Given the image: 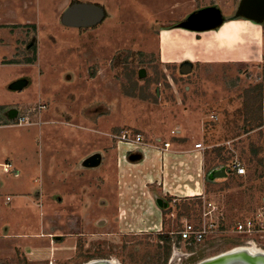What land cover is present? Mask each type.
<instances>
[{
    "label": "rangeland",
    "instance_id": "obj_1",
    "mask_svg": "<svg viewBox=\"0 0 264 264\" xmlns=\"http://www.w3.org/2000/svg\"><path fill=\"white\" fill-rule=\"evenodd\" d=\"M175 1L164 0L159 3L153 0L152 3L149 0H111V5H101L104 17L98 25L78 31L76 26L64 22V11L58 14L59 0H56L57 4L49 5L43 11L52 9L51 14L45 12L41 23H22L18 26L20 37L15 44L17 53L9 61L40 60V66L4 65L5 58H0V121L5 122V126L0 127V148L3 150L1 161L26 159L32 162L35 158L34 141L19 138L30 136L25 131L33 132L34 128L11 126L12 115H23L36 108V105L26 104L36 103L39 91L50 92L48 94L58 104L65 103L66 97L64 105H70L68 100L75 102L77 97L71 91L73 88L82 90L80 96L86 92L79 104L75 103V107L91 110L84 113L85 118L82 115L80 121L94 129V125L99 126L100 119H103L104 126L109 124L106 132L115 144L117 136L123 132L141 134L147 144L158 143L160 136L165 137L172 130L180 129L181 123L178 121L181 120L176 117L181 111L197 117L193 127L202 130V135L196 139L201 140L205 147L207 167L223 165L228 169L230 163L238 158L248 168L247 176L232 174L208 184L210 199L224 209L228 225V230L223 232L220 239L192 248L176 245L175 236L170 233L178 229L177 219L198 218L203 210V199L171 206L162 198L165 213L163 211L164 226L161 231L134 233L119 229L112 234L103 227V233L96 236H90L86 231V236L76 238L78 251L70 264H90L94 261H112L117 264H201L235 249L249 250L253 246L264 253V236L245 238L231 232L236 221L251 216L261 207V199L264 198V174L259 170L264 139V110L261 106L264 96V57L259 61L253 56L243 62L213 64L208 61L219 50H200V59L208 61L188 63L185 69L184 64L180 65L179 62L165 63L168 50H163V54L159 50L160 15L157 14L159 12L152 13L150 9L165 7L168 10L163 16L168 18L171 17L169 7ZM226 1L237 4V15L250 18L247 13L241 14L247 0ZM72 3L75 5L78 2L74 0ZM206 9L218 10L223 20L233 17L225 15L215 5L208 8L199 5L198 11ZM226 30L228 28L224 32ZM226 51L229 54L227 56L232 57L243 54L241 50ZM243 52L246 55L249 52L252 56L255 50ZM97 77L103 81L101 101L98 97L99 87L89 85V81ZM62 82L69 86L68 90L64 91ZM77 82L88 84L83 87ZM20 85L24 86L17 88ZM94 104H98L97 107ZM46 106L44 111L48 109ZM246 107L256 109L261 125L249 132L241 127L237 133L234 132L237 134L235 136L228 131L227 124H234L236 114L245 112ZM214 114L218 119L211 121ZM111 115L118 121L117 125L110 123ZM182 125L187 128V124ZM8 144H11L10 148ZM222 147L224 150L218 156L215 150ZM253 148L257 150L256 153H253ZM1 177L4 183H16L22 179L14 178L13 174H2ZM36 185L39 186L38 183ZM14 192L13 188L1 189L0 207L3 211L10 209L4 206V202ZM19 198L12 197L11 205ZM172 214L176 217L172 218ZM3 215H0V219H3ZM161 234L169 239H162ZM248 253L253 256L257 254ZM16 263L29 264L20 251L13 256L0 257V264Z\"/></svg>",
    "mask_w": 264,
    "mask_h": 264
},
{
    "label": "crops",
    "instance_id": "obj_2",
    "mask_svg": "<svg viewBox=\"0 0 264 264\" xmlns=\"http://www.w3.org/2000/svg\"><path fill=\"white\" fill-rule=\"evenodd\" d=\"M73 1L59 0L58 14L64 11V16L67 10L80 4L99 8L112 4L111 0H76L78 3L72 5ZM55 3L56 0H0V58H5L4 65L40 66V60L9 61L17 53L18 26L41 23L46 12L43 11ZM199 5L205 8L218 6L225 15L233 17L225 18L219 26L209 30L191 29L186 22L193 12H198ZM152 9V13L159 12L157 14L160 15L159 50L162 54L163 50H168L165 63L179 62L185 66L208 61L200 59V50H219L208 61L213 64L243 62L253 56L259 61L264 57V22L237 15L235 3L226 0H176L169 7L171 17L168 18L163 16L168 10L165 7ZM88 27L76 26V30ZM226 50H241L243 54L227 56ZM244 50L255 52L251 56L250 51L246 55ZM101 80L97 77L89 81V85L99 87L100 101L103 95ZM77 83L83 87L88 84ZM63 84L64 91L68 90L69 86ZM72 89L73 95H77L76 101L68 100L70 105L67 106L64 105L66 97L65 103L58 104L55 98L50 97V92L39 91L37 102L26 105H48L46 111H41V121L32 125H11L34 128L33 132L25 131L30 136L19 138L34 141L35 158L32 162L26 159L4 162L0 159V191L13 188L12 197H20L13 205L10 203L12 197H6L4 206L10 207L8 213L0 207V215H5L0 219V257L13 256L20 251L29 264H70L78 251L76 238L86 236V231L90 236L102 234L103 227L114 234L119 229L134 233L161 231L164 226L162 198L167 202L170 200L171 206L205 196L210 198L208 183L219 181L213 173L224 167L208 173L205 152L195 149L196 143H202L196 139L202 135V130L193 127L197 118L193 114L179 111L176 118L181 120L178 121L180 129L172 130L165 137L160 136V143L130 146L119 143L115 137V144L106 132L109 124L104 126L103 119H100L99 126L94 125V129L80 121L82 115L91 110L75 107L86 92L80 96L81 89ZM94 105L97 107L98 104ZM109 118H112L110 123L117 125L115 117L111 115ZM182 124H187V128ZM164 142H170L169 149L163 148ZM19 151L25 153L21 149ZM2 156L0 148V158ZM6 163L12 164L17 172L13 176L16 179L22 177L20 181L2 182L1 175H9L3 171ZM227 174L225 177L229 176Z\"/></svg>",
    "mask_w": 264,
    "mask_h": 264
},
{
    "label": "built area",
    "instance_id": "obj_3",
    "mask_svg": "<svg viewBox=\"0 0 264 264\" xmlns=\"http://www.w3.org/2000/svg\"><path fill=\"white\" fill-rule=\"evenodd\" d=\"M262 107L264 110V96L262 99ZM47 108L46 105H39L37 108L27 111L26 113L17 114L13 116L12 125H32L40 122V114L42 110ZM216 114L211 116V121L217 120ZM5 126L4 121H0V127ZM173 133H176L175 131ZM118 142L127 145H140L148 146L141 134H130L128 132H123L120 136H117ZM161 140H158L160 143ZM170 142H164L163 148L165 150L169 149ZM195 149L204 152L205 147L203 143H196ZM261 160L259 162V170L264 174V151L260 156ZM225 169V168H224ZM227 169V168H226ZM228 175H237L240 177L248 175L247 166L241 162L238 158L233 160L228 166ZM3 171L7 174L17 175L16 170L13 168L11 163H6L3 165ZM203 210L198 218L189 219L187 217H180L178 220L179 227L175 232L170 233L171 236H175L176 245H182L184 248H192L202 245L206 242L220 239L223 232L228 230V225L226 224V217L224 209L212 201L208 196L203 197ZM261 207L258 208L254 214L247 216L235 222L232 226L231 232L241 235L245 238H251L253 236L263 237L264 235V198L261 199ZM175 218V214L171 215ZM251 242V241H249Z\"/></svg>",
    "mask_w": 264,
    "mask_h": 264
},
{
    "label": "water",
    "instance_id": "obj_4",
    "mask_svg": "<svg viewBox=\"0 0 264 264\" xmlns=\"http://www.w3.org/2000/svg\"><path fill=\"white\" fill-rule=\"evenodd\" d=\"M251 19H264V0H247L244 11ZM104 14L101 8L80 4L70 8L63 16L64 22L71 26H93L99 24ZM223 22L220 12L216 9H206L196 12L190 16L186 22V26L194 30H209L219 26ZM186 66H183L185 69ZM20 87V86H17ZM215 178H224L226 176L225 169L213 173ZM248 250L241 249L226 253L222 256L212 258L202 262L201 264H264V253H257L258 256L247 254ZM245 254V255H244ZM90 264H114L110 261H94Z\"/></svg>",
    "mask_w": 264,
    "mask_h": 264
},
{
    "label": "trees",
    "instance_id": "obj_5",
    "mask_svg": "<svg viewBox=\"0 0 264 264\" xmlns=\"http://www.w3.org/2000/svg\"><path fill=\"white\" fill-rule=\"evenodd\" d=\"M261 106H262V103H261ZM259 117L260 116L257 114V111H256L255 108L252 107L250 109V108L246 107L245 112H238L236 114V117L233 120L234 124L233 123L231 124L230 122H228L227 125H228L229 129L228 128L227 129L232 134L234 132H236V131L238 132L241 129V127L245 128L244 129V131L246 130L245 132H249V131H251V130H253V129H255V128H257V127H259L261 125V122H259L260 121ZM240 122H242L243 124H240V126H239L238 124ZM236 133H234L235 136H237ZM223 150H224V148L222 147V148H217L215 151H216L217 155L220 156L222 154ZM252 151H253V153H256L257 150L255 148H253ZM263 151H264V139H263L262 152ZM260 160H261V158H260ZM219 167H224V166L223 165L222 166L216 165V166H213V167H210V168L207 167L206 171L209 173V172H211L213 170H216V168H219ZM168 203H170V200L168 201ZM164 213H165V211H164ZM160 236H161L162 239H166V240L169 239V237L168 236H164V234H161Z\"/></svg>",
    "mask_w": 264,
    "mask_h": 264
},
{
    "label": "bare ground",
    "instance_id": "obj_6",
    "mask_svg": "<svg viewBox=\"0 0 264 264\" xmlns=\"http://www.w3.org/2000/svg\"><path fill=\"white\" fill-rule=\"evenodd\" d=\"M248 249H249L248 251L251 252V253H253V254H255V253H262V252H261L262 250H260L259 248L257 249L256 246H253V247H251V248L249 247ZM238 250H241V249H235L234 251H238ZM245 250H246V249H245ZM111 262H112V261H111ZM112 263L117 264V263H115V262H112ZM238 264H239V263H238Z\"/></svg>",
    "mask_w": 264,
    "mask_h": 264
}]
</instances>
